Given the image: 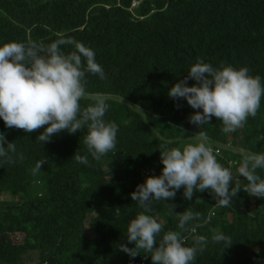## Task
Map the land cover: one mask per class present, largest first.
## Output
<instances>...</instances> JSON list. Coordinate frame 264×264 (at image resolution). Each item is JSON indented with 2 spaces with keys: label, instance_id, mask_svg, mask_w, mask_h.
<instances>
[{
  "label": "trees",
  "instance_id": "obj_1",
  "mask_svg": "<svg viewBox=\"0 0 264 264\" xmlns=\"http://www.w3.org/2000/svg\"><path fill=\"white\" fill-rule=\"evenodd\" d=\"M61 34L92 49L104 70L103 80L86 75L85 87L106 97L116 147L97 161L84 144L86 129L62 131L43 145L36 141L42 128L29 133L0 120L16 149L12 162L0 161V264H128L142 256L150 264L148 253L133 259L120 245L134 247L127 225L142 209L131 194L161 174L160 151L194 143L203 130L234 173L237 149L264 152V98L254 118L225 134L215 117L190 124L202 110L167 95L197 59L246 67L264 83V0H0V43L48 44ZM77 151L87 165L75 161ZM183 191L151 205L163 231H178L174 213L188 209L201 214L198 234L210 238L215 229L231 238L226 249L209 240L193 264H264V199L241 190L221 207L207 190L191 200ZM185 243L192 245L190 236Z\"/></svg>",
  "mask_w": 264,
  "mask_h": 264
},
{
  "label": "clouds",
  "instance_id": "obj_2",
  "mask_svg": "<svg viewBox=\"0 0 264 264\" xmlns=\"http://www.w3.org/2000/svg\"><path fill=\"white\" fill-rule=\"evenodd\" d=\"M88 74L105 78L94 51L72 37L61 34L48 44L0 43V120L6 128L29 133L42 128L36 141L43 145L62 131L75 134L86 129L87 152L94 160H100L115 149L118 126L105 119L109 110L106 97L87 92ZM189 80L195 83L188 86ZM167 95L173 101L183 99L192 109L202 110L189 116L190 124L199 128L215 117L222 123L221 131L230 134L249 117L256 116L264 98V83L259 76L250 75L246 67L221 64L214 68L197 59ZM84 98L90 102L82 106ZM192 139L194 143L160 151L161 174L147 177L131 194L142 211L127 225L126 240L134 247L120 245V250L130 258L143 250L150 256L151 264H193L197 253L206 250L209 240L223 244L225 249L230 247L231 238L215 229L211 230L210 238L198 234L203 223L199 212L186 209L176 214L172 208L178 231H163L162 224L149 214L153 202L171 201L182 187L185 200H191L194 192L207 190L216 206L221 207L228 206L241 190L264 199V177L258 174V170L264 172V152L237 149L240 160L234 173L219 163L203 130ZM15 151L14 143L7 142L0 133V161L12 162L10 154ZM73 158L88 164L87 156L78 151ZM239 177L245 182L241 183ZM188 236L191 246L185 243ZM256 251L259 255V250Z\"/></svg>",
  "mask_w": 264,
  "mask_h": 264
},
{
  "label": "built area",
  "instance_id": "obj_3",
  "mask_svg": "<svg viewBox=\"0 0 264 264\" xmlns=\"http://www.w3.org/2000/svg\"><path fill=\"white\" fill-rule=\"evenodd\" d=\"M128 264H149V259L145 256H142L139 258V260H133L129 262Z\"/></svg>",
  "mask_w": 264,
  "mask_h": 264
},
{
  "label": "rangeland",
  "instance_id": "obj_4",
  "mask_svg": "<svg viewBox=\"0 0 264 264\" xmlns=\"http://www.w3.org/2000/svg\"><path fill=\"white\" fill-rule=\"evenodd\" d=\"M131 107L134 108L136 111H140V109H139L138 107L134 106V105H132ZM6 198H8V197H6ZM16 240H17V239L14 238V241H16Z\"/></svg>",
  "mask_w": 264,
  "mask_h": 264
}]
</instances>
